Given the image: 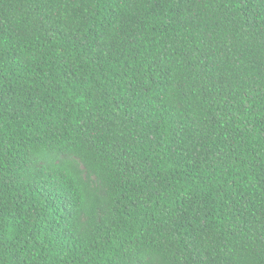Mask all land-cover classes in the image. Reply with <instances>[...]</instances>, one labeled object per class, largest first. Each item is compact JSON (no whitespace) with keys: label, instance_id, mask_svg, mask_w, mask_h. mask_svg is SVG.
Returning <instances> with one entry per match:
<instances>
[{"label":"trees","instance_id":"trees-1","mask_svg":"<svg viewBox=\"0 0 264 264\" xmlns=\"http://www.w3.org/2000/svg\"><path fill=\"white\" fill-rule=\"evenodd\" d=\"M0 264H264V0H0Z\"/></svg>","mask_w":264,"mask_h":264}]
</instances>
